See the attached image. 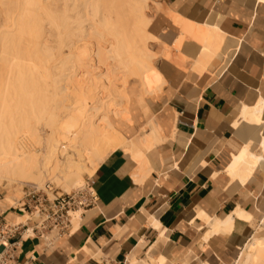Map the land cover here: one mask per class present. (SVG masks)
Segmentation results:
<instances>
[{"label":"crops","instance_id":"obj_1","mask_svg":"<svg viewBox=\"0 0 264 264\" xmlns=\"http://www.w3.org/2000/svg\"><path fill=\"white\" fill-rule=\"evenodd\" d=\"M160 1L181 18L219 27L224 48L234 42L228 56L215 58L212 70L201 74L160 58L167 81L150 109L162 140L141 155L122 148L109 153L90 177L97 203L72 217L66 233L49 232L50 241L41 231L21 230L13 238L12 264H129L130 258L162 257L164 264H234L257 234L264 217V0ZM156 25L170 31L168 20ZM196 51L189 57H198ZM144 121H135L132 133ZM240 155L247 162L238 163ZM13 196L0 189V214L10 223L24 216L9 202ZM229 215L231 230L212 232L207 218Z\"/></svg>","mask_w":264,"mask_h":264},{"label":"bare ground","instance_id":"obj_2","mask_svg":"<svg viewBox=\"0 0 264 264\" xmlns=\"http://www.w3.org/2000/svg\"><path fill=\"white\" fill-rule=\"evenodd\" d=\"M174 13L160 0H0V185L38 186L53 174L69 189L80 186L87 164L93 173L113 150L140 154L157 145L163 131L151 96L167 81L159 59L201 74L230 46L224 48L227 38L216 25ZM162 20L169 32L156 28ZM196 49L198 57L190 58ZM141 119L138 134L128 136L125 130ZM9 200L20 204L18 196ZM207 221L212 232L230 231L234 223L231 215ZM256 231L234 264H264V217ZM164 261L130 258L129 264Z\"/></svg>","mask_w":264,"mask_h":264},{"label":"built area","instance_id":"obj_3","mask_svg":"<svg viewBox=\"0 0 264 264\" xmlns=\"http://www.w3.org/2000/svg\"><path fill=\"white\" fill-rule=\"evenodd\" d=\"M98 200L97 192L94 189V181L89 178L87 184L78 187L71 192L49 194L45 190L38 189L37 186L30 188L18 206L23 213L28 212L32 218L23 221L10 223L0 214V264H12L16 254L17 241L13 238L21 230L28 232L41 231V235L46 240H51L49 232H54L55 236H60L67 232L72 212L83 211L93 207ZM31 223V226H28ZM22 238V234H20Z\"/></svg>","mask_w":264,"mask_h":264},{"label":"rangeland","instance_id":"obj_4","mask_svg":"<svg viewBox=\"0 0 264 264\" xmlns=\"http://www.w3.org/2000/svg\"><path fill=\"white\" fill-rule=\"evenodd\" d=\"M179 38H181V36L179 35V37H178V39ZM178 54H181L180 52H177L176 53V56H178ZM181 57H182V55H181ZM160 93H157L156 95H152L151 96V101L154 103V98L157 96V95H159ZM134 129V122H132L131 123V125H130V130H129V132H128V136H130V135H133L134 133H132V130ZM43 134V133H42ZM44 135V134H43ZM135 135V134H134ZM122 149H124V150H126L125 148H122ZM86 157L87 158H93V159H96L97 157L95 156V154H90L91 155V157H89L88 156V153H86ZM95 156V157H94ZM86 170V171H85ZM92 169L88 166V164H87V166L86 167H84V169H83V171H82V182H81V184H80V186H82V185H85V184H87V182H88V179L92 176V171H91ZM53 178H52V177ZM59 176H63V173H59ZM50 177V178H49ZM47 178V179H46ZM45 179H44V181L45 182H43L42 184H40V185H35V184H32V183H29V182H20V183H16V184H13V185H11V186H4V185H0V189L1 190H3L4 191V193H9L10 195H14V196H18L19 197V199H20V201H19V203L20 204H18V206L19 205H21L22 203V201L23 200H26V194H27V192H28V190L30 189V188H32L33 186H37L38 187V189H40L41 191L42 190H45V191H47L49 194H59V193H62V192H71V191H74V190H76V189H78V187H80L79 185L78 186H75V187H71V188H69V189H67V188H65V186H64V184L62 183L63 182V180H62V178L60 179V182H57L56 180H55V178H54V175L53 174H50V176H47ZM9 202L11 203V204H13L10 200H9ZM13 205H15V204H13ZM16 206V205H15ZM79 213H80V211H78L77 213H74L76 216L78 215L79 216ZM24 217H23V222H25V220L26 219H30V218H32V216H30L29 214H28V212L27 211H25V213H24ZM73 215V214H72ZM17 221H20L19 219H16Z\"/></svg>","mask_w":264,"mask_h":264}]
</instances>
